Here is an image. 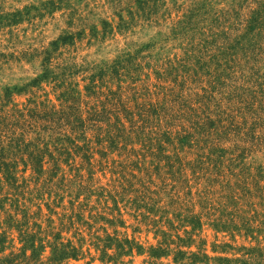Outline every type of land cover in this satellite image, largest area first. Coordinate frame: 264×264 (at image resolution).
Segmentation results:
<instances>
[{
  "label": "rangeland",
  "instance_id": "obj_1",
  "mask_svg": "<svg viewBox=\"0 0 264 264\" xmlns=\"http://www.w3.org/2000/svg\"><path fill=\"white\" fill-rule=\"evenodd\" d=\"M263 2L0 0V239L5 232L0 258L15 257L30 243L26 234H32L35 245H43L39 260L45 263L59 234L56 241H69L78 249L76 258L59 264H114L100 258L104 241L96 245L97 236L110 235L141 248L122 254L116 264H189L191 253L199 256L193 264H264V140L241 158L239 151L227 150L228 143L217 152L199 150L194 139L189 146L173 133L161 143L163 154L184 162L183 177L190 178L191 186L181 189L167 173L165 160L157 163L155 144L142 148L135 137L99 142L97 131H87L76 143H89L95 166H87L84 151L70 149L69 160L61 154L64 161L55 167L48 154L36 161L30 153L46 146L59 157L57 137H76L71 127L78 131V123L61 131L40 121L27 132L26 122L17 120L21 115L30 121V109L39 113L52 108L55 117L61 110L72 112L68 107L73 101L64 103L59 97L66 88L91 105L98 102L99 91L118 85L130 97L127 87L152 89L158 72L167 81L178 76L189 92L207 96L219 110H234L246 120L243 130L264 137V30L248 24ZM53 41L59 47L43 62ZM46 69L48 77L34 85ZM137 69L138 79L132 82ZM89 84L95 95L86 94ZM252 96L258 111L249 105ZM78 108L86 109L82 102ZM140 149L137 158L133 151ZM199 155L206 171L197 172L194 180L191 165ZM157 173L167 177L165 185ZM203 187L199 198L196 192ZM164 232L173 239L169 254L153 258L150 248ZM178 243L186 257L176 263ZM25 252L30 255L31 249ZM106 253L113 256L115 246Z\"/></svg>",
  "mask_w": 264,
  "mask_h": 264
},
{
  "label": "trees",
  "instance_id": "obj_2",
  "mask_svg": "<svg viewBox=\"0 0 264 264\" xmlns=\"http://www.w3.org/2000/svg\"><path fill=\"white\" fill-rule=\"evenodd\" d=\"M262 9L255 12V16L251 21H249V28H260L264 30V2L261 5ZM254 27V28H253ZM63 44H65V38H63ZM72 43V42H71ZM54 49L53 51L45 50L43 55V62L49 61L52 57V53L55 52L59 45L57 41L52 42ZM119 64V63H118ZM118 64L113 66V71L118 72ZM141 70L137 69L135 75H132V82L138 79V73ZM48 70H45L43 76L35 78L32 82L34 85H38L40 81L48 77ZM158 82L153 84V88L149 89L146 86H142L140 91L137 86L131 85L125 89V91L130 92V97H125V93L121 90L122 86L118 85L115 90L108 89L106 92L99 91L97 94L93 91V85L89 84L85 86L86 94L95 95L98 102L94 104H89L86 101L81 100L78 96H74L73 90L64 89L59 97L62 98L63 102L73 101V104L69 105V110L72 112H67L66 110H61V114L58 117H55V112L51 109H43L37 113L34 109H28L31 113V120H24L23 116L17 115V120L22 119L21 122H26V128L28 131L37 129L40 125V121H44L52 126L59 128V130L68 129L73 125V123H78V131H75L71 127L72 131L78 133L76 137L67 136L62 133V136H58L56 142L60 144L62 150L59 152V157H53L51 152L44 148H35L29 156L35 158L36 161L42 159L43 154H48L52 161H55V167L61 160V154H67V160L71 155L70 149L74 153L78 151H84L83 158L87 162V166L92 169L95 165L90 163V146L89 143H84L83 145H78L76 140L78 138L85 139L84 134L87 131H97V138L99 142L107 139L111 143H118L119 140L131 141L132 137H135L137 141L141 142L144 148L147 145L150 147L155 144L157 148V155L155 156L158 160L157 163L161 160H165V166L167 168V173L173 182L178 183L181 189L185 187H190L189 184L190 178L183 177L182 171L184 170V162L174 156L171 158L170 155L163 154L164 147H162V140L169 141L171 140L172 134L176 135V138L180 143H187L188 141L194 139V142L197 144L199 150L209 148L210 151L217 152L222 150L221 147L224 143L230 144L227 150L230 148L234 151H239V157L243 158L244 154L250 152L253 146H258L261 144V141L264 140L263 135H255L254 133H248V130H243L246 125V120L238 117L233 113L234 110L230 108H225L224 110H219L220 105L213 103L211 99L207 96H199L196 93L189 92L188 88L185 86V81H177L178 76H176L171 81H167L166 77L162 76L157 72ZM93 82L94 79L92 78ZM167 83V84H164ZM264 93V92H263ZM142 98L141 102H138L137 97ZM154 97L155 100L152 101L151 98ZM206 97L208 100L206 101ZM146 98L148 99L147 101ZM254 96H252L249 105L258 111L260 107L256 105L254 101ZM81 102L84 103L86 109L81 111L78 108L81 105ZM255 106V107H253ZM214 110V111H213ZM75 111L76 114H72ZM16 113L13 112L11 116H15ZM239 119H242L239 120ZM6 120V118H3ZM20 122V121H19ZM1 123V121H0ZM44 127V124H43ZM44 129V128H43ZM65 129V130H66ZM105 132L104 136L100 137L101 132ZM59 131V135H60ZM46 145V142H45ZM89 153V154H88ZM135 156L138 158V155L141 154V149L133 151ZM203 155H199V159L195 160L191 165L192 170V179L196 180L197 172H202L204 175V161L201 159ZM210 160L209 157H207ZM138 164V160L135 162ZM191 164V162H186V165ZM101 165V162H99ZM7 168V166H6ZM156 170L158 172L159 165H156ZM150 177L148 171L145 172ZM158 178H161V181L165 185L164 181L167 179L166 176H161L157 173ZM210 185V183H207ZM177 185L173 184L172 188L175 189ZM12 188L14 186L12 185ZM206 191V188L203 187L200 191L197 190L196 194L199 198H203V194ZM137 192V190H136ZM201 192V193H200ZM158 193V191H156ZM145 195V193H142ZM187 195H190V191L187 190ZM179 198V197H178ZM197 217V216H196ZM195 224H200L199 219H195ZM3 232V237L0 239V243L5 240ZM27 235V239L30 242L29 245L22 246V251L17 253L13 258L3 257L0 258V264H12L14 260L19 259V262L25 261V263H41V264H59L66 258L73 257L76 258L78 254V249L70 244L69 241L62 242L56 241L60 239L58 234L54 242L50 243V253L51 256L47 259V262H41L40 254L43 250V245L36 246L35 242L31 235ZM162 240L158 241L155 247L150 248V254L153 258H160L162 256H167L169 254L170 243L173 242L168 238V234L164 232ZM178 241L183 242L184 239L177 235ZM42 240V239H39ZM104 241V246L101 248L102 256L101 260H104L107 257L106 262L112 261L114 264L118 262V258L122 254H129L133 247H137L133 240L130 239H121L119 240L115 236L106 235L105 238L99 236L96 237V245L98 242ZM183 244L178 243L176 247L178 250L175 252L173 257V262L178 263L186 257V251H182L180 246ZM115 246L116 253L113 256H110L106 253V248H111ZM127 247V249H126ZM26 248L31 249V254H26ZM140 250V247H137ZM2 250V248L0 249ZM257 258L262 259V254L258 253ZM190 261L189 264L197 262L199 256L197 253H191L188 255ZM18 262V264H19ZM151 262V261H149ZM193 262V263H192ZM181 263V262H180ZM188 264V263H187Z\"/></svg>",
  "mask_w": 264,
  "mask_h": 264
}]
</instances>
